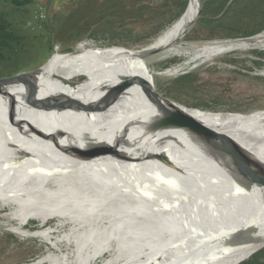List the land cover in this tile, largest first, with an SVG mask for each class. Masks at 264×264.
<instances>
[{
    "label": "bare ground",
    "instance_id": "bare-ground-1",
    "mask_svg": "<svg viewBox=\"0 0 264 264\" xmlns=\"http://www.w3.org/2000/svg\"><path fill=\"white\" fill-rule=\"evenodd\" d=\"M200 2L189 0L178 18L140 48L115 44L59 51L31 77L0 87V116H18L40 128L62 121L70 132L74 120L68 118L84 100L101 92L120 95L93 112L84 131L72 137L86 149H106L90 154L70 143L40 145L18 138L11 144L0 142V237L11 235L44 246L37 256L0 264H237L264 246V233L244 235V228L223 210L229 205L237 217H246V226H260L261 183L232 173L227 178L171 168L157 160L162 153L140 144L136 136L116 138L120 150L105 142L114 120L125 116L158 126L190 158L198 157L197 151L214 155L225 149L217 135L196 131L197 123L264 166V113L215 122L157 96L156 77L182 72L183 64L196 56L195 47L183 42ZM170 44L175 45L168 60L155 66V53ZM252 44L249 49L264 47V32ZM173 62L178 64L167 68ZM81 76L93 82L70 85ZM188 157L168 155L171 162L180 159L192 167L195 162ZM214 184L224 193H215ZM186 213L196 220L186 217L184 224H177Z\"/></svg>",
    "mask_w": 264,
    "mask_h": 264
},
{
    "label": "rangeland",
    "instance_id": "rangeland-1",
    "mask_svg": "<svg viewBox=\"0 0 264 264\" xmlns=\"http://www.w3.org/2000/svg\"><path fill=\"white\" fill-rule=\"evenodd\" d=\"M80 2L81 0H34L24 10L16 11L14 19L23 18L22 27L27 31V51L29 49L30 52L18 55L14 61L18 66L6 68L4 77L11 74L21 77L31 73L25 80L46 65L59 51L64 54L73 50L84 51L115 44L117 47L125 44L131 50L140 48L149 44L161 30L178 18L187 8L189 0L149 2L148 9L141 13L129 8H89L84 12L78 11L72 20L67 19L61 24L60 21L68 13L79 9ZM203 2L201 0L199 12ZM0 10L11 11L1 1ZM199 12L187 25L183 42L195 47L196 56L183 64L182 72L156 77L157 96L175 108L215 122L243 120L256 113H264V47L249 49L264 29L250 37H228L223 31L205 27L200 22ZM245 22L253 26L264 23V16L246 17ZM47 27L50 31L46 30ZM38 39L43 44L50 41L51 48L46 45L43 49L42 45L37 44ZM174 45L170 44L167 50L155 53L158 58L155 66L168 60ZM169 64L167 68L178 63ZM163 71L157 72L161 74ZM186 76L189 78L178 81ZM92 82L93 80L87 82L81 76L70 81V85L80 87ZM88 152L92 154V151ZM181 217L183 220L177 224H184L182 221L186 217L196 220V216L191 213ZM43 250L44 246L34 241L19 242L11 235L0 237V262H9L10 258L15 257L37 256ZM262 250L264 246L237 264L248 262ZM259 259L264 264V257Z\"/></svg>",
    "mask_w": 264,
    "mask_h": 264
},
{
    "label": "water",
    "instance_id": "water-1",
    "mask_svg": "<svg viewBox=\"0 0 264 264\" xmlns=\"http://www.w3.org/2000/svg\"><path fill=\"white\" fill-rule=\"evenodd\" d=\"M34 72V71H33ZM31 74V73H29ZM26 74L21 77H4L0 78V87L7 86L14 82L24 80V78L29 75ZM73 84V83H72ZM145 95L148 98L154 99L159 104L158 100L154 94L146 92ZM120 95L115 92H101L91 95L87 100L74 110V112L69 116L68 120L73 121L70 129L74 132H70L69 129H64L62 127V121L53 122L48 125L46 128H40L33 123L20 118L18 116H0V142L6 140L9 144L14 143L15 138L21 139L25 142H30L40 145H52L53 143H70V146L83 150V151H97L106 149L105 147L94 146L91 149H86L85 146L80 142V140H73L72 137H75L81 130L84 131L87 124V120L93 112H97L105 109L111 103L119 99ZM194 123V122H193ZM113 124L115 128L110 132L108 139L105 141L109 147H114L115 150H120L119 144L115 142V139L123 140L124 138L136 136L138 137L137 141L145 146L153 148V150L159 155L162 153V159H157L158 161L168 163L167 166L174 169H186L194 168L203 171L208 176L215 175L218 177L225 176L228 178V174H235L242 179L253 180L264 185V166L257 163L254 160H251L243 156L233 145L230 143L224 136L215 134L210 131H206L203 127L194 124L196 131L206 134V135H217L220 143L224 145L225 149L222 151H214L212 154H204L203 152H195L198 157H188L183 149L171 138L168 137L166 133L163 132L158 126L145 123L142 121H137L135 119H127L125 116H121L118 119H115ZM19 125V128L18 126ZM63 128V129H62ZM9 129V130H8ZM4 131L5 139L2 137L1 131ZM9 134L12 135L8 136ZM163 137L164 139H162ZM169 152L172 154L181 153L183 157H188L193 160L194 165L189 167V165L181 163L180 159L176 162H171L168 158ZM167 156V157H166ZM166 165V163H165ZM185 167V168H184ZM209 183L213 184L214 180L211 178ZM215 185V184H214ZM217 187L213 188L215 193H224L221 191V188L216 184ZM215 185V186H216ZM228 205L223 208L224 212L229 214L235 222L244 228L243 234L249 237H259L260 234L264 233V222L256 228L246 226L245 219L246 217H237L235 211L230 209ZM228 210V211H227Z\"/></svg>",
    "mask_w": 264,
    "mask_h": 264
},
{
    "label": "trees",
    "instance_id": "trees-1",
    "mask_svg": "<svg viewBox=\"0 0 264 264\" xmlns=\"http://www.w3.org/2000/svg\"><path fill=\"white\" fill-rule=\"evenodd\" d=\"M0 1L11 9L10 12L0 10V78H4L5 75H3V72L7 70L6 68L12 69L18 66L14 64L18 55L29 51V49L27 51V45L29 44L28 38L25 34L27 31L22 27L23 18L14 19L13 14L21 9L24 10L27 6L32 4L34 0ZM158 1L167 3L169 0H81L79 9L68 13L60 23L66 22L67 19L69 21L72 20L80 10L83 11L89 8L106 10L108 7H117L118 9L129 8L141 13L148 9L149 2ZM183 3L181 4L182 8L184 6ZM199 15L200 22L211 30L223 31L228 37L236 35L250 37L262 31L264 29V23L260 22L254 26L248 25L245 22V18L263 17L264 0H204ZM47 29L49 28L47 27L46 30ZM40 40L41 39H38L37 44H40V46L42 45L41 47L43 49L46 45L48 48H51L52 44L50 41H47V44H43ZM8 76L14 77L15 75L11 74ZM188 78L189 76L181 77L178 81H184ZM263 255L264 250L258 255L255 254L251 260L243 264H262L259 262V258L264 257Z\"/></svg>",
    "mask_w": 264,
    "mask_h": 264
}]
</instances>
